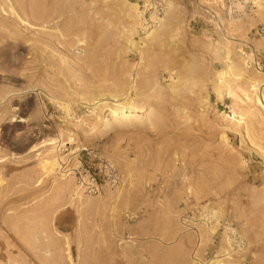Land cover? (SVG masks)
Returning <instances> with one entry per match:
<instances>
[{"label":"rangeland","instance_id":"374dc122","mask_svg":"<svg viewBox=\"0 0 264 264\" xmlns=\"http://www.w3.org/2000/svg\"><path fill=\"white\" fill-rule=\"evenodd\" d=\"M264 264V0H0V264Z\"/></svg>","mask_w":264,"mask_h":264},{"label":"bare ground","instance_id":"6f19581e","mask_svg":"<svg viewBox=\"0 0 264 264\" xmlns=\"http://www.w3.org/2000/svg\"><path fill=\"white\" fill-rule=\"evenodd\" d=\"M212 264H221V260L212 261Z\"/></svg>","mask_w":264,"mask_h":264}]
</instances>
